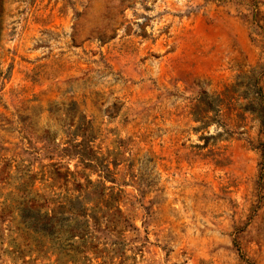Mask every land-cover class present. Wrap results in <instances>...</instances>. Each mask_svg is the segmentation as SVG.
Wrapping results in <instances>:
<instances>
[{
  "label": "rangeland",
  "instance_id": "374dc122",
  "mask_svg": "<svg viewBox=\"0 0 264 264\" xmlns=\"http://www.w3.org/2000/svg\"><path fill=\"white\" fill-rule=\"evenodd\" d=\"M259 92L264 0H0V201L92 136L77 169L129 223L112 264H264ZM9 217L0 264H53L16 256Z\"/></svg>",
  "mask_w": 264,
  "mask_h": 264
},
{
  "label": "trees",
  "instance_id": "16d2710c",
  "mask_svg": "<svg viewBox=\"0 0 264 264\" xmlns=\"http://www.w3.org/2000/svg\"><path fill=\"white\" fill-rule=\"evenodd\" d=\"M249 77L256 81L254 69ZM201 95L198 105L202 107V116L195 117L208 125L213 120L208 113L218 114L224 97L222 93L202 92ZM257 99L260 105L257 115L263 122L260 92ZM92 139L85 136L82 143L73 145L74 153L67 155L79 159L74 170L59 162L41 165L34 172L25 169L15 187L16 194L9 192L0 201V218L10 216L9 238L14 242L13 252L18 258L34 255L37 260V256L46 259L53 256V264H112L117 254L115 247L122 242L120 234L129 223L119 206L120 189L114 191L87 175L81 177L83 167L87 166L84 163L93 159L80 147ZM80 165L83 167L77 169ZM106 172H109L108 167ZM107 173H103V177L106 178ZM107 233L112 236L109 243L101 242ZM108 246L113 250L112 257L108 256Z\"/></svg>",
  "mask_w": 264,
  "mask_h": 264
}]
</instances>
